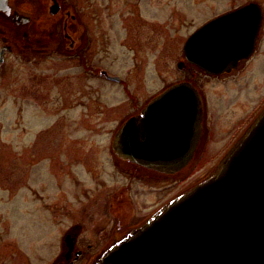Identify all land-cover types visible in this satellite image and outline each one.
Here are the masks:
<instances>
[{"label": "rangeland", "instance_id": "1", "mask_svg": "<svg viewBox=\"0 0 264 264\" xmlns=\"http://www.w3.org/2000/svg\"><path fill=\"white\" fill-rule=\"evenodd\" d=\"M69 1L86 13L94 41L90 64L122 80L85 74L60 50L43 61L9 59L0 78V264H51L97 185L103 179L114 189L127 184L125 166L111 160L110 140L135 104L186 75L207 97L208 130L186 168L158 175V209L209 177L234 144L231 126L242 123L244 130L264 108V29L254 56L227 77L178 67L180 61L189 64L184 44L197 28L249 2L264 10V0ZM33 82L41 84L37 92ZM105 106L115 110L110 118L102 120L99 112L96 127L83 123L88 110ZM139 202L134 204L141 211L153 206ZM89 224L81 231L92 233Z\"/></svg>", "mask_w": 264, "mask_h": 264}, {"label": "water", "instance_id": "2", "mask_svg": "<svg viewBox=\"0 0 264 264\" xmlns=\"http://www.w3.org/2000/svg\"><path fill=\"white\" fill-rule=\"evenodd\" d=\"M261 18L260 5L251 2L211 19L185 42L186 59L209 74L231 72L254 53ZM204 107L193 82L171 84L121 125L113 149L176 173L194 157ZM66 241L71 247L70 235ZM96 264H264V108L209 177L131 229Z\"/></svg>", "mask_w": 264, "mask_h": 264}, {"label": "flooded vegetation", "instance_id": "3", "mask_svg": "<svg viewBox=\"0 0 264 264\" xmlns=\"http://www.w3.org/2000/svg\"><path fill=\"white\" fill-rule=\"evenodd\" d=\"M44 1H46L44 9L43 7L38 9L40 4H44ZM67 1L0 0V60L2 61L0 64V78L4 67L8 65L9 59L13 55L27 62L34 61L35 59L43 61L52 51L60 50L66 56L75 59L81 64L85 69V74L113 81L109 78V74L105 72L107 69L94 67L90 64L94 50V41L88 38L87 32L91 31V28L84 20V14L86 13L83 7H78L77 1L75 8L72 1ZM36 9H38L37 13ZM90 11L92 13V9ZM261 12L262 18L257 39V49L264 29V10L262 6ZM257 14L256 16H258ZM92 15H95V13H92ZM254 54L249 59L241 60L239 65L244 61L250 60ZM181 62L183 63V67L181 68L179 65L178 67L183 72L201 70L209 77H227L233 73L232 71L212 75L192 63L187 65L184 61ZM192 76L186 75L176 82L183 80L191 81L200 89L196 83L197 81L193 80L194 77ZM44 80H47V78L43 76L42 81ZM39 83L33 82L32 90L34 92H37L41 86ZM42 85L45 90V84ZM18 88L19 85H17L16 80L14 81L13 91H18ZM200 92L205 107L203 132L198 147L209 126L207 97L203 90L200 89ZM145 106L146 103L141 105L135 104L133 109L128 111L124 119L113 131L110 140L111 160L116 164L121 163L125 166V168L122 167V174L127 179V184L114 189L112 186L106 185L108 179H103L104 181L97 185L93 199L88 205L85 204L82 207L76 224L64 233V243L61 251L51 264H96L98 257L108 247L125 237L131 229L143 224L158 210V175L170 176L174 174L163 173L123 159L113 149V141L118 129L128 118L139 114ZM114 111L110 106H105L102 109H90L86 113L83 123L90 127H96L99 112L103 116L102 120L104 119L105 121L111 117ZM234 123L236 124L238 121L236 120ZM240 124L242 125V123ZM249 124H247L245 129ZM239 125L236 128L231 126L233 134H231L230 139L233 140V143L245 131V129L241 130V125ZM198 147L194 153V157ZM81 174H83V171ZM109 176H112L111 170ZM133 187H138L143 191L134 193ZM140 200H143L145 203H153V206L148 211L138 210V206L134 203L139 204ZM87 223H90L89 229L92 230V233L87 229L83 232L81 231L84 224ZM94 229H99L97 236L93 234ZM69 235L73 239L71 242L72 248L66 241Z\"/></svg>", "mask_w": 264, "mask_h": 264}]
</instances>
